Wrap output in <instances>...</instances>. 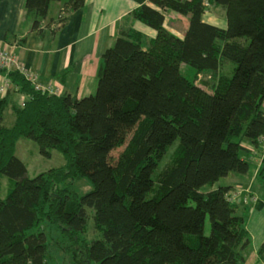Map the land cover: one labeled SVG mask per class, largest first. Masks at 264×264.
Masks as SVG:
<instances>
[{
    "label": "trees",
    "instance_id": "trees-1",
    "mask_svg": "<svg viewBox=\"0 0 264 264\" xmlns=\"http://www.w3.org/2000/svg\"><path fill=\"white\" fill-rule=\"evenodd\" d=\"M52 3L64 5L54 33L85 0H24L32 32L42 35ZM208 4L224 11V29L203 21ZM167 11L187 19L182 39L165 30ZM131 17L155 37L145 47L140 34H120L101 57L93 95L49 94L0 68L26 97L23 106L0 99V179L11 184L0 198V264H46L48 240L32 231L44 210L71 264H245V219L230 188L213 187L246 175L242 142L264 136V0H148ZM200 74L209 80L196 84ZM21 138L42 158L60 153L63 169L29 178L15 156ZM68 178L90 191L58 189ZM255 182L264 189V167ZM88 211L98 240L83 237Z\"/></svg>",
    "mask_w": 264,
    "mask_h": 264
},
{
    "label": "crops",
    "instance_id": "crops-1",
    "mask_svg": "<svg viewBox=\"0 0 264 264\" xmlns=\"http://www.w3.org/2000/svg\"><path fill=\"white\" fill-rule=\"evenodd\" d=\"M147 2L85 0L83 7L71 11L65 23L54 33L51 29L64 5L52 3L48 17L42 23L44 31L38 35L31 31V21L25 17L24 0H0V47H9L16 62L44 88L57 90V95H70L77 99L87 97L96 91L97 70L104 51L113 45L120 34L128 31L140 34L145 47L155 37V31L131 17L136 9ZM169 12H164V28L182 39L187 19ZM202 19L220 29L226 27L224 11L212 4L207 5ZM46 25L49 27L46 28ZM4 81V76L0 74V99L7 97L11 105L19 106L26 97L12 86L6 90ZM7 113L8 116L12 114L11 118L14 119L10 108L6 109L4 115ZM261 139L264 140V136ZM260 145L262 150L249 141L242 142L244 152L241 156L249 164V170L246 175L223 179V186L230 188L228 195H239L236 198L240 202L238 208L246 194L243 189H250L254 202L250 207L246 230L251 244L254 237V250L248 260L264 264V254L257 257V251L264 241V189L255 182L259 170L264 167V143ZM254 254L256 259L253 258Z\"/></svg>",
    "mask_w": 264,
    "mask_h": 264
},
{
    "label": "rangeland",
    "instance_id": "rangeland-1",
    "mask_svg": "<svg viewBox=\"0 0 264 264\" xmlns=\"http://www.w3.org/2000/svg\"><path fill=\"white\" fill-rule=\"evenodd\" d=\"M170 14H175L173 12H169ZM184 18V17H183ZM1 51H5V53L8 56V60L12 59L15 60L13 57V53L11 52V50L9 49V47L5 48V47H1L0 48ZM5 49V50H2ZM16 61V60H15ZM14 65H17L18 67L20 66L17 62L14 63ZM15 69H17L14 66ZM2 69V68H1ZM189 70V68H188ZM186 68H182L181 72L182 75L186 78H188L189 80H193V71L189 70L188 71ZM26 72V71H25ZM27 73V72H26ZM28 74V73H27ZM29 75V74H28ZM31 75L28 76V78ZM33 79H35L34 82H32L33 86L35 87H44L43 85L38 84V82L36 81V78L34 76H31ZM5 81L3 83V87L7 90L11 87V84H9V82H6L7 79L4 76ZM27 78V77H26ZM210 78L209 74H200V76L196 77L194 82H198V84H200L202 81H208ZM201 81V82H200ZM46 89V87H45ZM48 91L49 94H55L57 95V90H51V89H46ZM44 90V91H46ZM26 100V99H25ZM25 100H21L20 101V105L19 106H23V102ZM9 114H5L4 115V126L5 127H12V125L14 124V119L11 118L12 114L10 116H8ZM13 120V121H12ZM264 143V140L260 139L257 142V146L259 147V149L262 150V145L260 144ZM260 150V151H261ZM172 152V149L169 150V152L167 153L164 161L166 162L167 159L169 158L170 154ZM262 152V151H261ZM15 156L26 166V170H27V176L29 178H33L36 175H40L42 173H46L50 170H62L63 167L65 166V160L63 158V156L58 153L57 151H52L50 154L49 158H42L39 153H38V149L37 147L30 141L26 140V139H19L16 143V150H15ZM162 163V164H163ZM224 180H221L218 184H220L221 186H223ZM215 185L213 188L219 186V185ZM10 183L8 181L7 178L2 177L0 179V198L4 199L7 195V191L10 188ZM224 187V186H223ZM72 189L78 196H82L84 194H86L87 192L90 191L91 187L88 184V182L86 180H77L75 178H68L66 181H64L62 184L59 185L58 189ZM212 188V189H213ZM57 189V190H58ZM210 189L208 188H204L202 191L203 192H208ZM245 194L244 200H243V204L240 205L239 207V215H242L245 219V222L247 223L249 217H250V207L252 206L253 202H254V198L252 196V194L250 193V189H243ZM239 195H228V198L230 199V201L234 204H236V206H238L240 204V202H237V197ZM45 212L47 210H44ZM45 212H41L39 219H40V224H39V228L37 229H33L32 231L37 232L42 231L47 240H48V250H47V257H46V264H71L70 263V256L60 252V248L57 246V243H60L61 240V231H60V226L59 224H57L56 221L53 222H48L43 218V214ZM92 216L93 213L91 211H88V222H87V226L85 229V233L83 235V237L88 240V241H92L95 239H99L100 235L99 232L95 231L94 226H93V221H92ZM205 235L209 234V223L208 220H206V226H205V231H204ZM253 237V235H251ZM62 247V246H61ZM59 249V250H58ZM254 250V237L252 240V244L251 247L249 248V250L246 252V260H247V264H260L259 262L253 260V261H249L248 258L249 256L252 254V251ZM253 258L256 259V255H253ZM252 258V259H253Z\"/></svg>",
    "mask_w": 264,
    "mask_h": 264
},
{
    "label": "built area",
    "instance_id": "built-area-1",
    "mask_svg": "<svg viewBox=\"0 0 264 264\" xmlns=\"http://www.w3.org/2000/svg\"><path fill=\"white\" fill-rule=\"evenodd\" d=\"M2 50H5V49H2ZM14 63H16V61L12 60V59L8 60V56L5 53V51H1V49H0V68H2V69H12L15 66L25 77H27L28 80H30L31 82L35 81V79H33L31 76L28 78L29 75L25 72V70H24V68L22 66L18 67L17 65H14ZM36 89L44 91L47 88L45 89L44 87H36Z\"/></svg>",
    "mask_w": 264,
    "mask_h": 264
}]
</instances>
